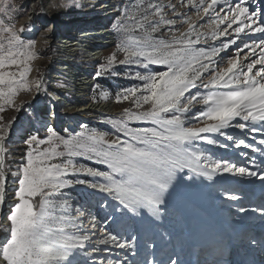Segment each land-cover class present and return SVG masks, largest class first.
<instances>
[{"label": "snow or ice", "instance_id": "snow-or-ice-1", "mask_svg": "<svg viewBox=\"0 0 264 264\" xmlns=\"http://www.w3.org/2000/svg\"><path fill=\"white\" fill-rule=\"evenodd\" d=\"M165 8L174 17H185L182 22L189 25L179 36L172 32L171 42L152 36L164 26L175 27V19L164 15ZM187 8H195L198 17L203 12L201 19L208 20L210 33L197 31L191 17L177 12L176 5L149 4V11L159 19L149 21L148 15H143L136 27L144 30V36L135 40L129 36L116 45L124 55L119 65H136L144 71H135L134 77L127 73L125 78H135L140 84L115 95L116 102L129 101L132 106L123 109L122 119L109 121L116 132L114 139L95 129L65 136L45 124L43 136L39 128L25 135V151L16 162L7 159L15 118L0 123V212L11 200L8 224H0L6 233L0 240V264H72L71 258L79 251L92 258L91 264H129L126 256L113 257L112 249L134 252L136 237L107 231L114 220L111 214L101 218L90 205L74 207L75 202L64 190L77 185L104 193L119 206L104 199L97 202L101 211L112 208L113 213L139 216L147 208L159 220L165 194L177 173L187 171L188 179L200 177L213 183L223 177L233 181L252 177L264 183V128L257 127V123L264 124V0H187ZM15 11L14 3L0 0V113L6 107L22 109L23 105H15L13 99L21 89H34L37 96L42 90L47 94L42 78L27 79L36 42H25L17 34L12 25ZM119 29L127 31L123 23ZM209 39L219 41V46L209 45ZM202 40L203 46H199ZM233 47L235 55L220 67L222 54ZM241 52H245L244 61L239 58ZM116 63L117 54L109 55L94 77L120 75L113 69ZM150 65L165 66L166 70L150 71ZM206 75L209 78L205 82ZM65 86L58 83V87ZM196 108L198 111L189 117ZM193 121L198 126H186ZM130 123L152 126L131 127ZM229 129L253 136L260 133V147L246 138L234 137ZM227 142L236 149L259 152L261 161L257 163L255 156L243 151L240 161L216 157L200 147L208 144L227 149ZM76 157L108 170L77 163ZM95 178H103V182ZM9 182L15 185L11 193ZM217 195L233 202L243 199L237 189L223 183ZM237 211L264 216V206H240ZM147 264L158 262L152 259ZM169 264L179 262L170 258Z\"/></svg>", "mask_w": 264, "mask_h": 264}, {"label": "rangeland", "instance_id": "rangeland-1", "mask_svg": "<svg viewBox=\"0 0 264 264\" xmlns=\"http://www.w3.org/2000/svg\"><path fill=\"white\" fill-rule=\"evenodd\" d=\"M115 1L118 2L119 0ZM9 2L14 3L16 6V11L13 13L14 19L12 20V25L14 26L17 34L21 36L25 42L30 39H34L36 42L33 49L36 52V55L28 62L31 71L29 72L27 79L32 81L37 78H42L45 81L44 88L47 90V94H45V91L42 90L37 96L34 89L32 91L21 89L13 99L15 105L25 104L23 105L22 109L20 111H15L11 117H8V115L12 113V110H16L14 107H6L5 111L0 113V116L3 117V120H0V123H7L9 120L15 118V124L12 128L11 136L7 143V147L11 150V154L7 159L16 162L21 159V156L25 151V146L23 144V138L25 135L29 132V130H35L36 128H39L40 134L43 136L45 132V124L52 125L58 133L65 136L69 134L74 135L75 133L81 131H90L95 129L107 133L108 135L106 138L109 140L115 138V129L112 128V126L109 124V121L112 119H122L123 109L132 106L131 102L129 101L116 102L115 95L123 88L140 84V81L135 78H125L127 73H133L134 77L135 71H144L142 68L136 65H119L118 61L124 59V55L123 53L119 52V50L116 48V45L118 43L126 42L129 36L134 40L140 39L144 36V30L136 27V24L141 21V17L143 15L147 14L149 21L159 19L158 16L152 15V13L149 11V4L176 5L177 12H184L188 17H191V22L196 24L197 31L210 33L212 30L208 20L201 19L204 16L203 12H201L200 16L198 17L195 8L191 10L187 8V0H125L124 4L120 8V13L117 16L115 15L113 18L112 27L109 28V33H107L105 36H103V34H99L97 36L90 34L91 41L94 43L97 49L93 45L91 46V49H88L85 53L84 51L86 50H76L80 53H77V55L75 54V56H67L69 60L67 63L72 61L71 64L75 65V67L80 66L82 69L87 71V74H83L84 76H82L87 77L86 79L91 84V87L87 94L79 97L80 99L77 100L78 103H73L71 100L69 103H67L62 99L63 97H60V100L63 102L61 104L66 105L63 107L59 104L58 100H56V94H52L50 92L53 86H58V83H65L66 81L62 79H57V81L52 80L54 76V74H52L53 71H58L57 66L63 65V61H66L67 59L65 57L59 56L60 53L58 51L65 49L63 43L61 42V37H57V35L55 36L52 34V31L55 28H53L54 26L50 27L51 23H49V20L42 19L44 12L43 5L40 2H36V0H9ZM164 15L167 18L175 19V27L171 29L169 26L162 27L160 32L152 34L153 39H164L168 42H171L172 32H175V34L179 36L180 33L187 31L189 26L188 23L182 22L184 21L185 17H174L173 13L168 8L164 9ZM66 17L67 18H64L65 22H69L68 25L72 26L73 24L67 20L68 16ZM110 21L111 19H109V22ZM121 23L125 25L127 31L119 29ZM145 23L147 27V22ZM66 27L67 24L61 30L66 29ZM85 27L86 26H83L82 29H86ZM77 28L79 27L74 25L70 32L74 33ZM21 29L23 31H21ZM208 43L209 45L215 43L216 46H219V41L213 42L211 39H209ZM82 45H84V48H87V46H85L86 44ZM199 46H203V40ZM79 47L82 48L79 43L75 42V48ZM92 49H95L96 51L98 50L97 54H90L89 50ZM113 53L117 54V63L113 65V69L120 73V75L112 76L111 74H105L100 78H95L94 73L98 70L99 64L106 63V58ZM231 54L232 52L230 51L222 54L224 62L220 64V67H225L227 58L235 55ZM69 65L70 64L64 67H69L72 69L73 66ZM12 70L16 69L13 68ZM149 70L163 71L166 70V67L150 65ZM72 71L75 72V69ZM68 78L70 79L72 77L70 76ZM68 78L67 80H69ZM208 78L209 77L206 75L204 77V81L206 82ZM68 88L72 89V86L66 83L65 89ZM71 89L68 93L70 98L75 101L76 98L73 96L75 91ZM104 94H107V98H105ZM26 102L30 104L27 103L26 105ZM91 102L96 105L105 103V106L107 105L108 107L105 110L94 113L79 111V107H83L84 105ZM74 105H76V107H74ZM197 111L198 108L193 109L192 113H189V117L193 116ZM58 117L60 119L56 121ZM81 125L85 127L82 128ZM129 126L142 127L152 125L150 123H130ZM186 126L198 125L195 121H193L191 124H186ZM257 127L264 128V124L257 123ZM65 129L68 131L65 132ZM229 132L238 139L246 138L248 143H252L257 147H260L258 144L259 139L262 138L260 133H256L255 136H253L250 133H241L237 129H229ZM221 140H223V138H221ZM227 143L229 145L227 149L208 144H200V147L207 149L216 157H226L231 160L240 161L242 157L239 155V153L243 151L247 152L249 156H255L257 163L261 161V154L259 152H253L250 149H236L231 144V142ZM75 160L80 164L99 168L100 170H108L104 165L96 164L81 157H76ZM15 166L16 165L13 164L12 170H15ZM189 175L190 174L187 173V171L177 173L176 180L174 181L172 187L165 194L166 203L161 209V216L159 220L155 219L151 211L147 208L143 209L139 216H132L130 213L123 211H117L113 213L112 208L101 211L97 207V202L104 199H107L114 207L118 208L119 206L110 197H107L106 194L93 192L84 185H77L72 189H65L64 191L68 196L71 197V200L75 202L73 205L74 207L81 204L90 205L92 210L96 212L101 218L105 217L107 214H111L114 217V220L107 226V231L119 233L121 236L126 238L132 236L136 237V248L134 252L128 250L112 249L113 257L123 258L126 256L129 264H147V261L152 259H155V261L158 262L162 256L166 255L170 257V255L172 256L174 252L177 254L179 251V245L183 246L182 248L185 246L186 249L193 248L191 250L194 251V248L197 246H194L195 242L192 241L204 239L206 234L212 229V226H208L210 224V219H207L205 214L198 209L196 204H191L190 201H188L187 196L194 198L197 202H199L198 204H203L209 207V211H213L216 214L217 219L220 220V223L224 224L225 226H229L230 224L239 226L243 221L245 222L243 224L249 222L250 225V222L254 220L250 219L249 217L258 215L257 218H260L261 215L258 212L240 213L237 211L240 206L249 208L244 202L245 198L239 202H233L224 200L217 195V188L223 183L228 187H234L237 189L239 194L243 197L244 195L242 194L244 193L243 190L245 189L237 188V186H243L254 190L255 186H259L261 184L258 179L255 178L254 181L250 182L249 179L252 177H249L243 181H233L230 177H223L217 178L216 182L213 183L203 180L200 177L188 179ZM79 178L88 180L93 179L92 177L84 176ZM95 179L99 182H103V178ZM256 182L257 184H255ZM10 184L11 182H9V185ZM14 187L15 185L12 184V186L9 188V193H11ZM256 192L258 195L261 193L263 195L264 190H262V192L257 190ZM10 203L11 200L9 199V202H7L6 206L4 207L3 216L5 217V220L0 221V224H8L6 216ZM259 207H261V205H259ZM259 207L257 206V208ZM193 223L204 225L206 230H203L201 227L198 229L199 231L195 235L186 233V231H189V228ZM256 223H258V221ZM202 232L204 233L201 234ZM5 235L6 233L0 230V240L4 239ZM148 244H151L152 247H148ZM195 252H197V250H195ZM71 259L72 264H91L92 258L85 256L83 251H79Z\"/></svg>", "mask_w": 264, "mask_h": 264}, {"label": "bare ground", "instance_id": "bare-ground-1", "mask_svg": "<svg viewBox=\"0 0 264 264\" xmlns=\"http://www.w3.org/2000/svg\"><path fill=\"white\" fill-rule=\"evenodd\" d=\"M111 1L112 0H36V2H40L43 5V12L44 13H43L42 19L43 20H49V23H51L50 27L54 26L53 28H55V29L52 31V34H54L55 36L57 35V37H61V42L63 43L64 48H65L64 51L69 53V54H67V56H75V54L77 55V53H80L76 50H86V51H84V53H85V52H87L88 49H91L90 46H87V48H82V49L81 48H75V42H77V41H75L76 39L75 38L73 39L71 37V34H70L71 33L70 30L73 28L74 25L80 27L84 24L83 26H87L88 28L78 31V32H84V34L87 33V35L94 34L95 36H97L99 34H103V36H105L108 33L106 24L109 22V19H111L112 14H116V12H113L111 10V7H110ZM76 3L82 4L83 7L82 8L69 7V5L76 4ZM93 4L96 5L95 8L90 7V5H93ZM66 16H68L67 20H69L70 23L73 24L72 26L68 25L69 22H67V21L65 22L64 18H67ZM114 17L115 16H113L112 19ZM66 24H67L66 29L61 30L63 27L66 26ZM63 33H65V34H63ZM253 35L259 36V34H253ZM104 38H106V37H104ZM105 42H107V41H105ZM238 43H240V41H238ZM60 45H62V44H60ZM95 48H96V46H95ZM89 51H90V54H94V55L97 54V52H98V50L96 51L95 49H92ZM228 51L232 52L231 55H234L236 49H235V47H233V48L229 49ZM246 51L247 50H245V52ZM245 52H241V54H240L239 58L241 61H244ZM80 55H82V54H80ZM96 57H95V59H96ZM67 61H69L68 58L66 59V61H63L64 62V63H62L63 65L57 66L58 71H55V70L53 71L52 74H54V76H53L52 80L53 81H57V79L66 80L65 84L66 83L70 84L72 86V89L71 88L65 89V87L59 88L58 86H53L52 89L50 88L51 89L50 92L52 94L53 93L56 94L55 95L56 100H58L59 104L63 107H65L66 105L61 104L63 102L60 100V97L61 98L63 97L62 99L65 100V102H67V103H69L70 100L73 103H78L77 100L80 99L79 97H82L83 95L87 94V92L89 91V89L91 87L90 86L91 84L86 79L87 77H83L84 76L83 74H87V71L82 69V67H80V66L75 67V65L71 64L72 61H70V63H67ZM68 64H70L69 66H73L72 69L69 67L68 68L64 67V66H68ZM73 68L75 69V72L72 71V70H74ZM83 70H84V72H83ZM70 76L72 78L69 79L68 77H70ZM81 77H83V78H81ZM67 78L69 80H67ZM70 89L75 91L74 95H73L76 98L75 101L70 98V95L68 93ZM76 105H74V107H76ZM57 106H59V105H57ZM107 107L108 106L107 105L105 106V103L96 105V104H93L91 102L89 104L84 105L83 107H79L80 108L79 111L80 112L86 111L88 113H94V112H99V111L105 110V109H107ZM58 119H60V118L58 117L56 119V121H58ZM254 179L255 178H250L249 181L252 182V181H254ZM255 184H257V182ZM240 185H241V183H240ZM11 186H12V183L9 185V188ZM237 188L245 189V190H243L244 193L242 195H244L243 199L245 198L244 202L246 203V206H248L249 208H257V206L259 207V205L264 206V198H263L264 193H263V195H262V193L260 195H258L256 192L257 190H259L260 192H262V190H264V183H261L259 186H255L254 190H251V189L243 187V186L242 187L237 186ZM187 197H188V201H190L191 204H196L198 206V209L200 211H202L205 214V216H207L206 214L209 211V207H207L203 204L202 205L198 204L199 202H197L194 198H191L189 196H187ZM260 200H261L262 204H261ZM5 206H6V204H5ZM4 207H3L2 212H0V221L5 220V217L3 216ZM210 211H209V214L212 216V218L216 222H218L216 214L213 211H211V212ZM257 216L258 215H254L253 217L252 216L249 217L250 219L254 220V221L250 222L251 223L250 225H249V222H247L246 224H243V223H245L244 221L241 222L242 224L237 226V232L236 233L240 234V233L244 232L245 235H243V236L247 239H250V240H254L258 236L260 238L261 242H264V216L260 217L262 219L257 218ZM242 219H244V218H242ZM245 219H247V218H245ZM257 221H258V223H256ZM201 227L203 228V230H206L205 229L206 227H204V225L199 224V223H193V224H191L189 231H186V233H189L191 235H195L199 231L198 229H200ZM239 237L241 238V235ZM225 241H226V238H225ZM239 241H237V242H239ZM192 242H195V240ZM211 242H213V241H211ZM220 243H222V244H220L221 247L211 246L210 242L207 243L206 241H204L203 243H200V245H202L201 250H199L196 247V248H194V251H192L190 249H186L185 246H184V248H182L183 246L179 245V247H178L179 253L178 254H175V252H174L172 254V256L170 255V257H168L164 254L165 256H162L158 260V264H169L170 258L178 260V262L181 264H211L212 262H214L215 264H221V262L218 261V259H221L222 255H223L221 253H225V252L230 253V249L226 245V243H223V238L221 239ZM260 246H262V243L260 244ZM195 250H197L199 252H195Z\"/></svg>", "mask_w": 264, "mask_h": 264}, {"label": "trees", "instance_id": "trees-1", "mask_svg": "<svg viewBox=\"0 0 264 264\" xmlns=\"http://www.w3.org/2000/svg\"><path fill=\"white\" fill-rule=\"evenodd\" d=\"M15 111L16 110H12V113L10 115H8V117H11Z\"/></svg>", "mask_w": 264, "mask_h": 264}, {"label": "water", "instance_id": "water-1", "mask_svg": "<svg viewBox=\"0 0 264 264\" xmlns=\"http://www.w3.org/2000/svg\"><path fill=\"white\" fill-rule=\"evenodd\" d=\"M28 102H29V101H28ZM28 102H26V105H27ZM30 102H31V101H30ZM28 104H30V103H28ZM23 105H25V104H23Z\"/></svg>", "mask_w": 264, "mask_h": 264}]
</instances>
